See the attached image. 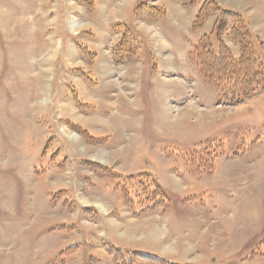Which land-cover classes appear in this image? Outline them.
<instances>
[{
    "label": "rangeland",
    "instance_id": "374dc122",
    "mask_svg": "<svg viewBox=\"0 0 264 264\" xmlns=\"http://www.w3.org/2000/svg\"><path fill=\"white\" fill-rule=\"evenodd\" d=\"M80 5L0 0V264H264V93L224 103L170 15L167 43L134 33L147 53L80 87L54 58L94 46Z\"/></svg>",
    "mask_w": 264,
    "mask_h": 264
},
{
    "label": "trees",
    "instance_id": "16d2710c",
    "mask_svg": "<svg viewBox=\"0 0 264 264\" xmlns=\"http://www.w3.org/2000/svg\"><path fill=\"white\" fill-rule=\"evenodd\" d=\"M76 1L88 9L92 8V0ZM176 1L183 6L198 5L191 25L193 31L200 29L210 14L217 15L212 33L200 36L188 51V59L201 79L219 90L221 100L226 104H236L258 93H264V63L259 59L254 49L255 39L242 16L237 12L221 8L216 0ZM132 14L136 18L158 20L163 18L165 10L159 6L148 4L146 0H137ZM115 28L121 29L122 35L118 44L111 49L113 61L117 64L129 62L135 57L136 51L140 47L139 40L124 25L116 24ZM211 35H215L216 45L211 41ZM224 37H229L239 44L240 55L238 57L233 56L230 48L224 42ZM77 47L89 61L93 59V53L79 44ZM74 71L90 80L81 70L74 69ZM73 98L78 105L84 106L75 94H73ZM153 258L157 261L156 264H174L159 257L153 256Z\"/></svg>",
    "mask_w": 264,
    "mask_h": 264
},
{
    "label": "crops",
    "instance_id": "0c3cea01",
    "mask_svg": "<svg viewBox=\"0 0 264 264\" xmlns=\"http://www.w3.org/2000/svg\"><path fill=\"white\" fill-rule=\"evenodd\" d=\"M252 1L253 0H216L221 8L239 13L247 24L250 33L254 30L261 32V25L264 22V1H262V3H257L256 0ZM146 2L163 8L165 10L163 18L153 20L134 17L132 9L136 5L137 0H92L91 9H88L85 5L81 4L80 9L78 8L77 12L79 13V11H81L85 14L86 19L85 22L81 19L82 24H90L81 29L82 33H84V36L82 37L94 43V46L90 49L85 47L89 52L94 54L92 56L93 59L89 61L79 51L77 47L78 43H70L69 38L68 44L61 47V52L55 54V63L60 64V69L63 73L70 74L74 79H78L80 87H84V83L83 81H80V78L92 83V79L89 75L93 77V75L99 73L104 81H106L110 74L112 75L115 72L119 73L125 66L138 62V57L144 52L147 53L146 49H144L143 51L141 50L138 52L137 58L132 59L129 62L120 64L115 63L113 61L111 49L118 44L122 35L121 29L115 28L116 24H122L129 28L133 33L142 35L148 42H151L153 39V33H155L156 36L160 35V40L164 44L167 43L164 34L171 35L169 34L171 33V30L170 27H163V33H160L159 29L162 30L161 22L169 15L171 20L170 24H172L171 26H176L178 29L176 34H172L174 37H178L183 30L184 32L191 30L195 33H202V30L205 28L206 32H203L204 34L212 33L213 24L217 16L216 14H210L200 29L196 31L191 29L198 5L194 7L183 6L176 0H146ZM73 13V16L76 17V12L74 11ZM71 15L72 14L69 16ZM173 31L174 30L172 29V33ZM201 33L196 34L198 36L197 38L203 35H201ZM229 41L226 40V38L224 39V42L227 45L232 43ZM99 47H102V50L98 49ZM230 47L237 48V45H231ZM161 48H163V46H161ZM74 69L81 70L90 80L83 78L80 74L75 72ZM112 77L114 79L116 78V75L113 74ZM73 94H75L79 100L78 90L77 93L74 91ZM73 94L71 96L73 106L74 108H79L80 105L75 102Z\"/></svg>",
    "mask_w": 264,
    "mask_h": 264
},
{
    "label": "bare ground",
    "instance_id": "6f19581e",
    "mask_svg": "<svg viewBox=\"0 0 264 264\" xmlns=\"http://www.w3.org/2000/svg\"><path fill=\"white\" fill-rule=\"evenodd\" d=\"M76 25H78V22L73 18L72 19V21H71V27H72V29H73V27H75ZM64 134H66L68 137H74V138H76L77 139V137H79L78 136V134H76V133H72L71 131L70 132H64ZM96 204V205H101V203L100 202H98V201H93V202H88L87 201V204Z\"/></svg>",
    "mask_w": 264,
    "mask_h": 264
}]
</instances>
